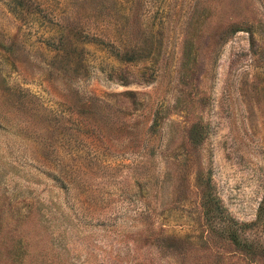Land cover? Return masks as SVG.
Listing matches in <instances>:
<instances>
[{
  "label": "rangeland",
  "instance_id": "rangeland-1",
  "mask_svg": "<svg viewBox=\"0 0 264 264\" xmlns=\"http://www.w3.org/2000/svg\"><path fill=\"white\" fill-rule=\"evenodd\" d=\"M207 194L264 250V0H0V264H249Z\"/></svg>",
  "mask_w": 264,
  "mask_h": 264
},
{
  "label": "trees",
  "instance_id": "trees-1",
  "mask_svg": "<svg viewBox=\"0 0 264 264\" xmlns=\"http://www.w3.org/2000/svg\"><path fill=\"white\" fill-rule=\"evenodd\" d=\"M208 194L204 197L206 201H204L201 205V213L206 228L209 232L221 233L224 238L236 248V250L241 252L245 258L249 259V264L259 263V261L264 259V250L254 247L251 243H247L246 241L239 239L236 233V230L238 229H233L232 224H230L228 220L224 219L222 210L217 205L215 198L210 197ZM262 228L264 230V223H262Z\"/></svg>",
  "mask_w": 264,
  "mask_h": 264
}]
</instances>
